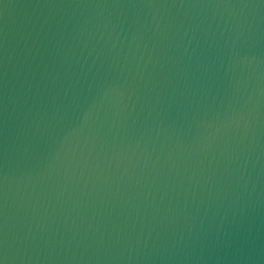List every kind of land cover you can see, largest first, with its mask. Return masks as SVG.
Masks as SVG:
<instances>
[{"label": "water", "instance_id": "95a60500", "mask_svg": "<svg viewBox=\"0 0 264 264\" xmlns=\"http://www.w3.org/2000/svg\"><path fill=\"white\" fill-rule=\"evenodd\" d=\"M0 264H264V0H0Z\"/></svg>", "mask_w": 264, "mask_h": 264}]
</instances>
